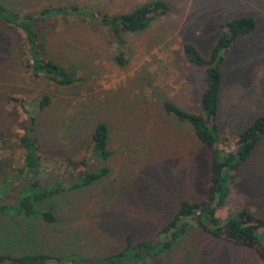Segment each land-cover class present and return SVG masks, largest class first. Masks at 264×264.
Listing matches in <instances>:
<instances>
[{
    "label": "rangeland",
    "instance_id": "374dc122",
    "mask_svg": "<svg viewBox=\"0 0 264 264\" xmlns=\"http://www.w3.org/2000/svg\"><path fill=\"white\" fill-rule=\"evenodd\" d=\"M151 1L0 0V205H13L34 180L32 192L55 183L64 189L83 166L107 169L88 186L34 205L35 215L49 211L53 223L0 216V255L95 264L120 251L127 235L132 244L156 239L181 201L206 197L210 154L190 126L165 114L162 105L200 112L204 72L190 65L182 46L193 44L206 59L218 24L230 18L249 16L256 26L235 42L220 67V153L233 152L236 135L264 113V0H162L165 14L144 31L117 38L99 21ZM10 13L31 17L34 43L74 80L70 86L33 75L28 42ZM119 53L125 62H116ZM43 97L48 103L38 107ZM97 122L109 130L105 160L85 152ZM23 123L39 143L40 168L30 176L18 146ZM82 158L84 165L73 167ZM240 208L264 218V135L236 169L215 217L221 224ZM189 221L168 250L141 264H264L250 248L213 238ZM257 237L264 243L261 233Z\"/></svg>",
    "mask_w": 264,
    "mask_h": 264
},
{
    "label": "trees",
    "instance_id": "16d2710c",
    "mask_svg": "<svg viewBox=\"0 0 264 264\" xmlns=\"http://www.w3.org/2000/svg\"><path fill=\"white\" fill-rule=\"evenodd\" d=\"M71 9L75 11L74 7ZM167 11L168 6L164 1L153 0L142 3L125 13L112 14L111 16L101 15L99 21L106 26L111 37L117 38L120 34L144 31L154 18L165 14ZM10 16V21L15 22V27L25 35L28 42L30 62L27 63V67L32 69L33 75L42 73L49 81L62 86H70L74 80L65 73V70L52 63L54 62L52 58L45 55L44 51L39 49V45L34 43L33 33L28 27L31 17L27 15L19 20L15 13H10ZM255 26L254 18L249 16L233 17L219 23V35L211 46L206 59L201 57L193 44L185 43L182 50L187 61L190 65L203 69L204 72L203 90L199 98L200 112L189 113L168 102L162 105L165 114L190 126L196 140L210 154V177L206 197L194 202L181 201L173 217L159 229L156 239L132 244L130 235H127L124 246L120 251L98 259L95 264H137V262L141 264L146 257H153L168 250L174 240L182 234L187 223H190L189 220H192L193 225L213 238L232 245L250 248L260 260L264 261V243L259 241L257 237L258 233L264 236V218L255 217L246 208L237 210L234 217L228 218L221 224L215 217V213L223 206L229 194V183L236 169L250 156L254 147L264 135L263 113L236 135L235 150L233 152L220 153L217 148L215 118L218 113V95L222 82L220 67L235 42L240 37L251 33ZM115 60L116 62H125L121 53L115 56ZM47 103V97H43L38 103V107H42V104L46 105ZM24 124L21 126L22 134L19 137L18 146L21 151L24 172L30 176L35 175L38 168H40L41 159L38 154L39 143L30 136V130ZM108 137L109 130L107 126L102 122H97L89 133V143L85 147V152H91L94 157L105 160L110 154L106 148ZM84 163V158H82L79 162L73 164V167L79 164L83 166ZM106 172V168L88 171L83 166L81 173L67 179V188H58V183H55L53 187L43 189L40 192H32L33 188L36 187V181L34 180L29 184L31 191L13 205H0V216L10 215L12 218L23 216L26 219L38 217L43 222L53 223L55 218L49 211H44L40 215L34 214V205L37 202L64 190L69 191L88 186ZM22 173L23 171H19L18 175H22ZM203 221L207 224H204ZM161 236L164 238L163 241H160ZM49 259L51 257L43 254L16 257L2 254L0 255V264H44ZM54 260L58 259L54 258Z\"/></svg>",
    "mask_w": 264,
    "mask_h": 264
},
{
    "label": "crops",
    "instance_id": "0c3cea01",
    "mask_svg": "<svg viewBox=\"0 0 264 264\" xmlns=\"http://www.w3.org/2000/svg\"><path fill=\"white\" fill-rule=\"evenodd\" d=\"M241 209V208H240ZM35 218V217H34ZM33 218V219H34ZM8 219V218H7ZM16 220H20L21 222H24L25 223V218H23V220H22V218L21 217H18ZM27 225V224H26ZM32 226V225H31ZM23 226L21 225L19 228H22ZM19 232H21V233H24V231H23V229L21 230V231H19ZM18 232V233H19ZM21 233H19V234H21Z\"/></svg>",
    "mask_w": 264,
    "mask_h": 264
}]
</instances>
